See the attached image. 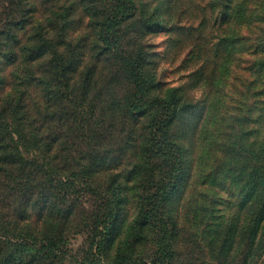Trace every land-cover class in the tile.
<instances>
[{"label":"rangeland","instance_id":"obj_1","mask_svg":"<svg viewBox=\"0 0 264 264\" xmlns=\"http://www.w3.org/2000/svg\"><path fill=\"white\" fill-rule=\"evenodd\" d=\"M263 17L264 0H0V104L10 101L9 106L21 89L31 116L41 105L46 126L39 139L44 140L36 152L28 136L26 157L66 169L60 180H69L71 172L77 178L59 195L80 201L76 216L64 231L58 227L56 236L48 218L54 264H130L131 258L151 264L165 226L143 223L141 207L156 192L157 179L183 161L179 187L161 216L175 222L180 264L212 263L210 215L235 210V196H240L234 192L241 185L226 179L224 168L250 164L251 120L259 113L249 105L250 80L254 59L264 55L263 50L252 54V32ZM111 22L109 45L105 29ZM40 46L46 49L43 55ZM122 55L146 66L149 84L140 105L152 100L157 105L145 113L132 108L138 86ZM260 134L263 141V127ZM85 164L95 165L89 176ZM112 199L120 213L111 242L100 251L102 234L92 224L99 208L106 207L103 202ZM151 206L148 201L144 208ZM38 214L39 207H32L35 223ZM237 217L230 222L235 227Z\"/></svg>","mask_w":264,"mask_h":264},{"label":"trees","instance_id":"obj_2","mask_svg":"<svg viewBox=\"0 0 264 264\" xmlns=\"http://www.w3.org/2000/svg\"><path fill=\"white\" fill-rule=\"evenodd\" d=\"M126 16L127 14L119 16L115 24L124 20ZM261 20L262 22L257 20L253 24L255 30L252 32V54L255 56H258L261 50L264 53V17ZM112 23H109L105 29L106 41L109 45L108 35L111 33ZM246 38L245 35L241 40ZM40 49L42 55L46 53L44 46H40ZM51 55V59H54L53 53ZM121 59L132 68L138 86L132 105L135 113H142L145 110L148 111L147 108L156 106L157 100L149 101L147 105H140V100L145 96L149 84L146 66L140 64L138 59H132L129 56L122 55ZM31 60L34 59L31 58ZM252 75L250 82L253 87L248 96L249 105L251 110L258 109L259 113L251 120L254 125L251 134L255 138L249 151L250 164H226L228 169L223 167L226 175L228 173L226 179H230L233 184L236 182L241 185V188L234 192L240 196H235L233 203L235 210L232 207L228 213L210 215V221L214 225L209 240V244L214 246L212 249L214 258L210 264H262L264 262V140H260V129L264 128V115L260 114L262 109L259 106H264V98L259 99L264 94V78L260 82L264 76V55L254 59ZM259 84L263 85L261 89L257 87ZM15 94L18 97H13L9 106L10 101L7 104H0V216H3L4 223L3 230L0 229V264H13L12 262L37 264L38 259L44 260V258L46 264H54L56 258L54 236L59 234L58 227L64 231L66 224H70L76 216L77 208L81 204L78 199L60 200L59 195L63 186L74 184L77 178L74 176L75 172H71L69 180H60L59 177L67 173L66 169L60 172V168L52 164H33L26 157V154H30L28 136H33L32 150L37 152L44 140L39 137L45 131L46 119L42 114L41 105L36 107L38 109L36 115H30L27 104L23 100L26 97L25 91L16 89ZM171 104L176 108L175 103ZM28 121H32L30 129L25 126ZM169 122L171 117L164 121V127L159 128L158 131L165 128ZM55 127L59 126L54 124ZM204 132L206 136V129ZM18 137H23V140L18 141ZM152 143L159 145V140L153 137ZM64 155L66 159L71 157L70 153ZM84 168L85 174L89 176L95 165L85 164ZM183 171L184 161L172 174L166 172L165 179L162 181L157 179L154 183L156 192L148 194L143 201L138 218L143 223L163 222L165 226L158 239L156 258L151 264H180L178 253L174 248L175 222L171 216H161V210L168 198L179 187ZM132 172H137V169L133 168ZM163 172L164 169L161 174ZM114 201L116 200L104 201L103 204H106V207L99 208L98 215L94 216L92 228H96L102 234V239L98 243L100 251L108 242H111L117 225L120 210L118 202ZM148 201L152 206L146 210L144 206ZM32 207H39L37 223L29 216ZM245 207L248 209L246 215V212L238 210ZM236 215H238L237 227L230 224L235 221ZM51 217L56 227L52 233L54 236L46 231V226L49 225L48 218ZM219 217L221 220L214 224ZM239 218L246 219V225L240 223L239 226ZM111 221L113 223L109 227ZM33 251L45 256L38 258L39 255L37 256ZM121 258L123 259L124 256L118 257V259ZM130 264H147V262L141 258H131Z\"/></svg>","mask_w":264,"mask_h":264}]
</instances>
